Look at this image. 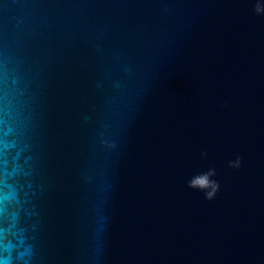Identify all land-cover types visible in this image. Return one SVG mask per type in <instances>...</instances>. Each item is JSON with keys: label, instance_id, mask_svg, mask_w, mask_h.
<instances>
[{"label": "water", "instance_id": "95a60500", "mask_svg": "<svg viewBox=\"0 0 264 264\" xmlns=\"http://www.w3.org/2000/svg\"><path fill=\"white\" fill-rule=\"evenodd\" d=\"M259 3L0 0L12 264H264Z\"/></svg>", "mask_w": 264, "mask_h": 264}, {"label": "clouds", "instance_id": "9594fccd", "mask_svg": "<svg viewBox=\"0 0 264 264\" xmlns=\"http://www.w3.org/2000/svg\"><path fill=\"white\" fill-rule=\"evenodd\" d=\"M256 11L258 15L264 14V0H261V3L257 4ZM229 167L239 169L241 167V157L237 156L234 164L229 162ZM8 175H11V173ZM213 175L214 173L209 172L200 174L195 178V186L197 190L203 191L206 199L209 201L213 200L220 191V184L212 179ZM17 204L18 193L16 188L11 183L7 182L5 176L0 175V214H3L8 208L16 207ZM7 214L10 218V223L14 227L16 220L14 213L8 212ZM4 232L5 229H0V264H12L14 259L12 253L15 246L12 245L10 241H6ZM28 252L29 250L26 249L21 255H27Z\"/></svg>", "mask_w": 264, "mask_h": 264}]
</instances>
